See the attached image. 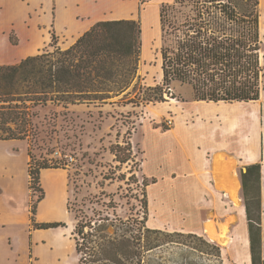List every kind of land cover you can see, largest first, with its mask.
I'll use <instances>...</instances> for the list:
<instances>
[{
	"label": "trees",
	"instance_id": "trees-1",
	"mask_svg": "<svg viewBox=\"0 0 264 264\" xmlns=\"http://www.w3.org/2000/svg\"><path fill=\"white\" fill-rule=\"evenodd\" d=\"M150 1L140 0L141 3ZM259 3V0H173L162 3L159 7L162 79L155 87H146L140 75L137 76L142 44L139 20L97 21L65 48L57 45V37L52 33L48 48L17 63L0 65V140L34 138L38 107L51 103L68 109L70 105L104 102L130 86L135 89L136 83L147 94L135 106L163 101V91L171 88L174 82L190 86L197 101L258 100L262 72ZM10 41L17 42L11 36ZM134 78L137 82L132 85ZM140 93L139 89L135 96H141ZM109 149L121 165L134 162L130 141L124 145L111 144ZM27 155L30 221L39 228L58 227L62 224H35L34 214L37 203L44 196L40 171L60 166L34 159L29 149ZM239 176L245 200L251 264H264L261 163L244 166ZM119 179L124 181L125 174H119ZM137 182L136 174L131 171L125 181L128 188L119 195V200L115 194L104 191L88 199V204L78 202L75 195L70 200L67 209L73 219L71 238L75 264H168L170 259L160 249L165 251L166 245L179 242L175 236L183 235L197 237L211 246L216 252L214 257L222 263L221 248L202 235L148 227L146 191L142 189L139 195L132 193L133 188H130ZM146 185L143 178V186ZM136 207L138 209L134 210ZM177 257L179 263L186 264L184 252H179Z\"/></svg>",
	"mask_w": 264,
	"mask_h": 264
},
{
	"label": "rangeland",
	"instance_id": "rangeland-1",
	"mask_svg": "<svg viewBox=\"0 0 264 264\" xmlns=\"http://www.w3.org/2000/svg\"><path fill=\"white\" fill-rule=\"evenodd\" d=\"M172 1L153 0L141 3L140 0H95L94 6L96 7L94 8L92 0H55L54 4L60 21H68L72 12L76 23L84 22L87 28L101 19L132 18L139 20L142 44L137 76L140 75L146 87H155L161 83L162 79L159 52L161 32L158 27L157 8L161 3ZM80 10H94L95 14L83 15ZM53 14L52 6L49 9L41 6L33 17L39 22L52 25ZM259 15L261 16L259 17V57L262 72L258 101L231 104L197 101L199 103L197 104L190 86L174 82L171 88L167 89L171 94L163 91V101L135 106L134 104L142 100V97L145 98L147 93L142 91L143 87L136 83L137 79L134 78L132 85L136 83L135 89L130 86L123 93L107 98L104 102L70 105L68 109L51 103L38 107L37 117L34 118L36 127L34 138L13 141L11 145L0 144V152L9 147L18 149L17 158L12 161L16 179H4L6 184H11L12 189H16V194L13 191L15 200L9 203L7 194L0 195V201L15 212V217L10 216L6 220L7 224H2L0 220V264H75L74 243L71 238L73 219L67 209L68 203L75 195L78 202L88 204V199L93 195H98L101 191L115 194V198L119 200V195L126 192L125 188H128L125 181L131 175V171L136 174L138 180L137 185L130 186L133 188L132 193L141 195L142 189L146 191L148 227L170 232H186L183 231L182 199H165L163 195L159 199L154 197L152 187L154 188L153 193H156V190L160 192L167 184H161L160 187L155 184L153 186L150 180L152 176H157V173L164 177L168 176L167 173L175 169L183 160V151L188 150L189 146L184 145L183 148L178 147L177 149L172 147V156H167L165 150L157 151L158 132L156 129L173 126L179 112L186 114L184 121L192 125L193 122L199 121L197 117L208 107L217 114H236L233 122H230L231 119L228 117L226 120H221L222 127L232 123L235 128H238L239 146H244L247 140L254 141L257 146H261L264 153V0H262L261 10L259 3ZM63 21L59 22V26H63ZM52 29V27L49 28V31ZM81 32L82 30L74 33L62 30L61 43L65 44V41H70L71 37ZM139 89L141 96L136 97ZM128 91L130 94L125 96L124 94ZM214 125L218 128L217 119ZM126 141L131 142L135 158L134 162L131 160L121 165L114 160L115 156L109 147L111 144L124 145ZM23 147L29 149L34 159L45 160L50 164L60 166L49 168L51 171L44 172L43 177H41L42 170L40 171L39 181L44 196L37 203L34 214L35 224L61 223L62 225L58 227L39 228L30 221L31 198L24 174L26 158L23 154ZM7 159V151H4L0 164L6 165ZM258 162L264 164L263 158ZM119 174H125L124 181L119 179ZM4 175L0 173V177ZM143 178L146 179V186H143ZM260 179L263 230L262 183L264 181H262V173ZM241 197V202L245 205L242 186ZM174 200L176 202H173ZM6 206L0 203V213H3L2 210H5ZM137 209L138 207L134 210ZM118 211L122 212V209L118 208ZM209 224L213 229V222L210 221ZM209 234L211 235V231ZM175 240L179 242L166 245L165 251L163 248L160 249L161 252H166V256L170 259L168 264H181L177 257L179 252L185 253L186 264H234L230 260L231 248L229 249L228 246L214 242L221 248V253L222 247L225 248L222 253V263H219L214 257L215 250L205 245L199 238L183 235L175 236ZM221 243L227 244V241L222 239Z\"/></svg>",
	"mask_w": 264,
	"mask_h": 264
},
{
	"label": "crops",
	"instance_id": "crops-1",
	"mask_svg": "<svg viewBox=\"0 0 264 264\" xmlns=\"http://www.w3.org/2000/svg\"><path fill=\"white\" fill-rule=\"evenodd\" d=\"M54 2L55 0H0V65L17 63L27 56L35 55L48 48L52 33L57 37V45L65 48L92 25L87 28L84 22L77 24L72 12L68 21H60ZM92 2L93 8L96 7L94 6L95 0ZM87 5L90 6V4ZM41 6L44 9L52 6L54 10L52 25L39 22L33 17ZM157 9L159 15V8ZM80 12L83 15L95 14L94 10H80ZM62 21L63 26L61 27L59 22ZM51 27L53 29L49 31ZM62 30L73 33L82 30V32L63 44L61 43ZM10 36L16 39L15 44L10 41ZM194 101L199 104L197 100L194 99ZM186 117V114L179 112L173 126L156 129L158 132L157 151L165 150L167 156H172V147L177 149L187 145L189 149L183 151V160L175 169L167 173L168 176L164 177L158 173L157 176H152L155 179V182H150L153 186L155 184L160 187L161 184H167L160 192L156 190V193H153L154 188L152 187V194L158 199L161 195L165 199L181 198L184 209L182 213L184 216L183 231L203 235L209 241L228 246L229 249L231 248L230 260L234 264H251L248 225L245 205L241 202L239 174L244 166L258 162L261 158L264 161L263 150L254 141L249 140L244 146H239L238 128H235L232 123L222 127L223 120L229 118L232 120L230 122H233L236 114H217L216 111L207 107V110L197 117L199 121L193 122L192 125L184 121ZM245 117L249 118V116ZM215 119H217L218 128L214 125ZM13 141L19 140H0V144L11 145ZM17 150L9 147L0 152V160L4 156V151H7L8 158L6 165L0 164V173L5 174L0 177V195L7 194L9 203L15 200L13 191L16 194V189H12L11 184H6L4 179H16L12 161L17 158ZM23 151L26 158L24 174L27 178L28 190L27 162L29 158L25 147ZM42 173L41 177L44 175ZM261 173L262 181H264V164H261ZM263 194L264 182L262 183V196ZM175 200L173 202H176ZM0 203L6 206L2 201ZM4 208L3 213H0V220L2 224H7L6 220L10 216L15 217V212L11 211L8 205ZM210 221L213 222V229L209 224ZM222 239L227 241V244H222ZM223 251H225L224 247H222V253ZM262 259L264 263V229L262 230Z\"/></svg>",
	"mask_w": 264,
	"mask_h": 264
},
{
	"label": "bare ground",
	"instance_id": "bare-ground-1",
	"mask_svg": "<svg viewBox=\"0 0 264 264\" xmlns=\"http://www.w3.org/2000/svg\"><path fill=\"white\" fill-rule=\"evenodd\" d=\"M152 1H153V0H152ZM261 7H262V0H260V10H261ZM260 18H261V16H260ZM46 171H51V169H45V170H43V173L46 172ZM43 173H42V174H43Z\"/></svg>",
	"mask_w": 264,
	"mask_h": 264
}]
</instances>
